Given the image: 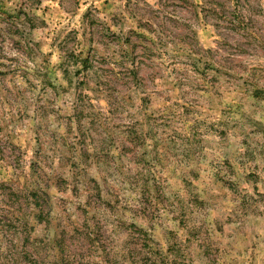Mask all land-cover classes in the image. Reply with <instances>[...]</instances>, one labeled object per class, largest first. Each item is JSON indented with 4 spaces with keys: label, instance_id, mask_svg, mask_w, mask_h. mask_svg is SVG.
Wrapping results in <instances>:
<instances>
[{
    "label": "rangeland",
    "instance_id": "374dc122",
    "mask_svg": "<svg viewBox=\"0 0 264 264\" xmlns=\"http://www.w3.org/2000/svg\"><path fill=\"white\" fill-rule=\"evenodd\" d=\"M143 233L264 264V0H0V264Z\"/></svg>",
    "mask_w": 264,
    "mask_h": 264
},
{
    "label": "trees",
    "instance_id": "16d2710c",
    "mask_svg": "<svg viewBox=\"0 0 264 264\" xmlns=\"http://www.w3.org/2000/svg\"><path fill=\"white\" fill-rule=\"evenodd\" d=\"M100 194V192H99ZM134 227V226H133ZM142 231H140L141 233ZM148 237L149 235L147 234H144L143 233V236L142 237H139V236H135L133 235L131 237V242L129 245H134L135 247L132 248L133 250L131 251V257L133 258V262L134 263H137L136 261V256L138 254H141L143 250H147V252L144 254V259H147V257H154L155 259H152V258H148L147 260L151 263H160V264H170V258L172 256L171 254V251H173V253H177L180 251V248L178 246L177 243H173L169 246V253L168 254H163L161 251L157 250V248H154V246L152 245V243L149 242L148 240ZM130 249V247L128 246V248L126 249V252ZM176 255H179V253H177ZM176 259V258H174ZM171 260V264H176L177 263V260Z\"/></svg>",
    "mask_w": 264,
    "mask_h": 264
}]
</instances>
